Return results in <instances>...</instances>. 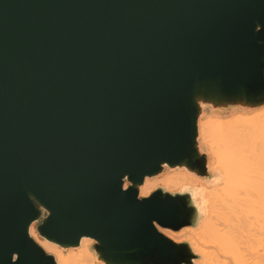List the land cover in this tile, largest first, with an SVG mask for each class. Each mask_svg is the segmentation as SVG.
<instances>
[{"label":"water","instance_id":"1","mask_svg":"<svg viewBox=\"0 0 264 264\" xmlns=\"http://www.w3.org/2000/svg\"><path fill=\"white\" fill-rule=\"evenodd\" d=\"M208 107H264V0H0V264H57L36 223L105 264H195L159 230L196 225L191 193L139 187L215 181Z\"/></svg>","mask_w":264,"mask_h":264},{"label":"bare ground","instance_id":"2","mask_svg":"<svg viewBox=\"0 0 264 264\" xmlns=\"http://www.w3.org/2000/svg\"><path fill=\"white\" fill-rule=\"evenodd\" d=\"M220 118H200L198 123V141L209 155L214 182L181 168L168 176L147 177L139 187L140 197L160 186L191 193L199 210L196 225L178 232L159 230L177 243L188 240L202 258L195 264H264V110L229 121ZM35 229L33 225L31 237L57 264H96L93 239L83 238L79 247L66 253L67 248L39 237Z\"/></svg>","mask_w":264,"mask_h":264},{"label":"rangeland","instance_id":"3","mask_svg":"<svg viewBox=\"0 0 264 264\" xmlns=\"http://www.w3.org/2000/svg\"><path fill=\"white\" fill-rule=\"evenodd\" d=\"M263 110H264V107H262V108H258V109H254V110H243V109H240V108H235V109H231V110H227V111H219V110H213L211 107H208V108H206L205 110H204V113H203V115L201 116V120L202 121H204V120H209V118L210 119H218V118H220V117H222V118H220V120H222V121H229L230 119H232V118H235V116L237 117L239 114H241V113H244V114H247L249 117L251 116V114L252 115H254V114H259L261 111L263 112ZM243 111V112H242ZM245 111V112H244ZM248 112V113H247ZM259 112V113H258ZM212 118H211V117ZM228 117V118H227ZM225 119H227V120H225ZM229 119V120H228ZM204 122H206V121H204ZM202 142V140H200V147H201V150L203 151V152H207L206 150H205V145L203 144V143H201ZM170 168H168V167H166L165 168V171L161 174V175H159V177H162V176H168V175H170L171 173H173V172H175V171H180L181 169H170ZM211 174V173H210ZM211 176H213L212 174H211ZM213 178H214V176H213ZM202 180V179H201ZM203 181H205V182H210L209 180H207V179H203ZM158 189H162V190H164L165 192H168V193H170V194H173V195H175V194H182V193H184V192H181V191H169V190H167V189H165L164 187H158L156 190H158ZM213 188L212 187H210V190H212ZM155 190V191H156ZM154 191H151L150 192V194H148V195H146V196H144V197H141V198H146V197H149L152 193H153ZM38 225H39V223H36V224H34V228H36L35 229V231H36V233L38 234V236L39 237H41L40 236V234H39V232H38V230H37V227H38ZM42 238V237H41ZM179 243H188V244H190L189 243V241L188 240H185V239H182V242L180 241ZM96 244V242H94V244L92 245V250H93V247H94V245ZM69 251V249H65V252L66 253H69L68 252ZM93 252H94V254L96 255V264H98L100 261L98 260V258H97V254H96V252L93 250ZM197 254V253H196ZM198 255V257H199V259H198V261H200L202 258H201V256L199 255V254H197Z\"/></svg>","mask_w":264,"mask_h":264}]
</instances>
